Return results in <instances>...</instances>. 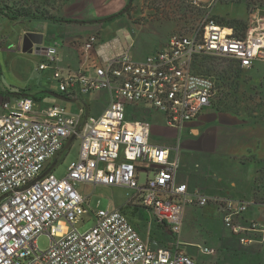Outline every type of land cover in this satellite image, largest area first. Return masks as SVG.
I'll return each mask as SVG.
<instances>
[{"label":"built area","instance_id":"obj_1","mask_svg":"<svg viewBox=\"0 0 264 264\" xmlns=\"http://www.w3.org/2000/svg\"><path fill=\"white\" fill-rule=\"evenodd\" d=\"M82 44L89 63L76 69L61 65L56 46L40 51L39 70L51 71L58 94L78 102L77 108H38L32 97L18 94L0 100V264H197L181 241L190 208L216 209L239 245L263 250L264 181L251 200L191 188L179 181V144H153L151 122L130 116L152 109L178 131L198 119L211 106L216 85L196 72L197 60L214 56L247 70L263 63L264 9L253 8L241 37L208 15L191 34L170 36L164 48L141 60L132 47L93 59L98 33ZM100 92L109 103L96 115L83 98ZM71 139L80 142L78 158L58 178L54 171ZM82 185L122 188L126 202L94 212ZM128 208L149 210L172 239H145ZM90 220L93 225L82 231ZM44 234L51 242L42 251L38 239ZM201 252L216 254L209 247Z\"/></svg>","mask_w":264,"mask_h":264},{"label":"crops","instance_id":"obj_2","mask_svg":"<svg viewBox=\"0 0 264 264\" xmlns=\"http://www.w3.org/2000/svg\"><path fill=\"white\" fill-rule=\"evenodd\" d=\"M20 1L0 0V32H3L4 39L20 48L24 34L41 33L44 35L43 49L56 46L61 65L73 69L89 63L82 56V43L93 33L99 35V44L92 52L93 59L100 55L111 58L132 47V56L141 60L164 48L178 25L175 19L166 18L163 10L158 13L152 8L133 9L137 4H144L145 0H134L125 14L121 12L130 0H39L42 7L39 12L46 13L45 16L32 19L19 15L11 20L10 16L16 10L5 6L18 8ZM170 10L166 8V11ZM143 16L152 18L142 23L136 21L137 17ZM107 42L113 45L104 47ZM48 92L51 91L42 92V101L57 103L47 97ZM85 101L88 104L100 102L99 107H93V113L99 115L107 107L109 96L100 92L88 96ZM130 117L151 122L153 144L167 147L179 144V181L208 194L242 200L255 198L259 184L264 181L259 183L256 179L264 164V125L254 127L250 121L244 122L238 116L220 113L215 103L198 119L186 123L181 131L168 127L165 116L152 109L137 110Z\"/></svg>","mask_w":264,"mask_h":264},{"label":"rangeland","instance_id":"obj_3","mask_svg":"<svg viewBox=\"0 0 264 264\" xmlns=\"http://www.w3.org/2000/svg\"><path fill=\"white\" fill-rule=\"evenodd\" d=\"M198 3L199 5H195L194 0H145L144 4H137L133 9L143 7L152 8L158 13L161 10L165 11L166 18L175 19L178 22L170 36L191 34L208 15L223 26L227 28L233 26L235 31L241 32L243 27L248 26L253 8L259 6L264 9V0H203ZM17 5L18 8L10 6L5 8L22 12L27 10L31 14L29 18L32 19L36 18L35 14H38L42 8L39 0H30L28 4L20 1ZM168 7L170 11H166ZM151 18L137 17L136 21L142 23ZM7 31L8 29L6 33ZM2 33L0 32V100L3 97L18 94L32 97L38 108L50 105L51 103L42 101L44 95L46 96L45 92L44 95L42 92L46 90L58 94L59 87L52 73L39 70L44 60L43 56L22 53L17 44L8 42ZM236 64L228 59L204 56L197 60L196 72L211 77L215 82L216 93L212 104L217 105L220 113L238 116L244 122L250 121L254 127L263 126L264 62L248 70L241 69ZM205 67H208V70ZM47 97L72 109L78 105V102L73 104L58 102L51 94ZM86 98H83L84 102ZM89 104L97 108L100 102H89ZM79 149V140H74L70 148L60 155L59 163L54 171L58 178L67 174L69 165L78 158ZM256 179L259 183L264 180V164L258 171ZM79 190L84 196L89 197L88 205L94 212L119 207L126 202V191L122 188L82 185L79 186ZM256 208L259 210V206ZM127 213L145 239H150L152 243L156 241L164 243L172 239L157 225L154 215L149 210L128 208ZM92 225L93 221L90 220L81 230L85 231ZM181 241L197 264H264V249L245 248L239 245L236 238L224 227L221 214L213 208L187 210ZM50 242L49 235H41L38 239L40 250H47ZM204 247L214 248L216 254H203L201 248Z\"/></svg>","mask_w":264,"mask_h":264},{"label":"water","instance_id":"obj_4","mask_svg":"<svg viewBox=\"0 0 264 264\" xmlns=\"http://www.w3.org/2000/svg\"><path fill=\"white\" fill-rule=\"evenodd\" d=\"M134 0H130L126 8L121 12V14L127 13L132 5H133ZM43 43H44V35L41 33L37 32H27L26 34L23 35L21 39V45H20V50L22 53H29V54H40V51L43 49ZM52 96L56 97L57 99L67 101V99L60 95L56 94L53 92H48ZM73 139L69 141L67 144L66 148L71 144ZM48 172H50V169H48L44 175H46Z\"/></svg>","mask_w":264,"mask_h":264},{"label":"trees","instance_id":"obj_5","mask_svg":"<svg viewBox=\"0 0 264 264\" xmlns=\"http://www.w3.org/2000/svg\"><path fill=\"white\" fill-rule=\"evenodd\" d=\"M1 10V9H0ZM13 11V10H12ZM45 14L46 13H41L40 14V12L38 13V14H35V15H37V16H35V17H38L39 15H41V16H45ZM12 16H10V19L11 20H15V19H17V17L19 16V15H23V16H26V17H29V15H31L30 14V12L28 11L27 12V10H25V12L23 11H13V14H11ZM218 23L219 24H221L219 21H218ZM222 25V24H221ZM228 25V24H227ZM223 26V25H222ZM230 28H233V26H229ZM234 29V31H235V28H233ZM247 30V25L245 26V27H243V29H242V31L241 32H237V31H235V35L236 36H238V37H241V36H243L244 35V33H245V31ZM237 65V64H236ZM201 67V66H200ZM201 68H203V67H201ZM207 70H208V67H205Z\"/></svg>","mask_w":264,"mask_h":264}]
</instances>
